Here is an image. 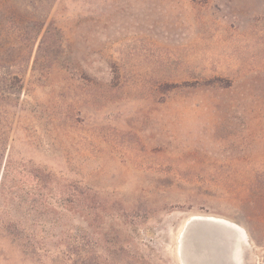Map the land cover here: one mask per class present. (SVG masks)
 <instances>
[{"label": "rangeland", "instance_id": "374dc122", "mask_svg": "<svg viewBox=\"0 0 264 264\" xmlns=\"http://www.w3.org/2000/svg\"><path fill=\"white\" fill-rule=\"evenodd\" d=\"M224 263L264 264V0H0V264Z\"/></svg>", "mask_w": 264, "mask_h": 264}, {"label": "bare ground", "instance_id": "6f19581e", "mask_svg": "<svg viewBox=\"0 0 264 264\" xmlns=\"http://www.w3.org/2000/svg\"><path fill=\"white\" fill-rule=\"evenodd\" d=\"M195 218H200V219H203V220H206L207 222H211V223H214V224H205V225H209V226H213L214 228H218L219 230H221L225 235H232L234 236L235 234H239L242 238L244 239H247L248 238V233H247V230L235 223V222H232L230 220H227L225 218H221V217H217V216H212V215H199V216H195ZM195 220V219H194ZM201 227H202V224H201ZM200 228V226H199ZM210 228V227H208ZM198 229V228H197ZM201 231V230H200ZM215 231H217L215 229ZM199 233V231H197ZM196 233V232H195ZM205 233V232H204ZM203 233V234H204ZM197 234V233H196ZM203 234H201V236H203ZM190 236V235H189ZM238 236V237H240ZM230 237V236H229ZM237 239V238H236ZM185 240V239H184ZM204 240V239H203ZM229 243V242H228ZM235 244V243H234ZM230 244L228 245V249H227V252L230 251ZM234 247V246H233ZM183 249V248H182ZM241 249V248H240ZM232 250V249H231ZM238 250V248H237ZM235 252V251H234ZM229 254V253H228ZM238 255V253L236 254V256ZM225 259V258H224ZM238 259V258H237ZM240 261V259H238ZM225 264V263H224Z\"/></svg>", "mask_w": 264, "mask_h": 264}, {"label": "water", "instance_id": "95a60500", "mask_svg": "<svg viewBox=\"0 0 264 264\" xmlns=\"http://www.w3.org/2000/svg\"><path fill=\"white\" fill-rule=\"evenodd\" d=\"M196 220V222H200V223H203V224H214V223H211V222H207L206 220H203V219H200V218H195Z\"/></svg>", "mask_w": 264, "mask_h": 264}]
</instances>
